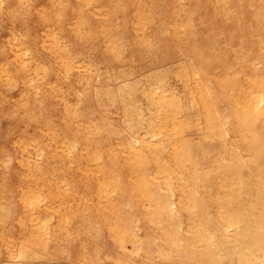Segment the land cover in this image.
<instances>
[{"label": "bare ground", "instance_id": "obj_1", "mask_svg": "<svg viewBox=\"0 0 264 264\" xmlns=\"http://www.w3.org/2000/svg\"><path fill=\"white\" fill-rule=\"evenodd\" d=\"M2 2L0 264H264V0ZM164 50L182 95L121 90L145 129L106 141L75 107L90 55L112 81Z\"/></svg>", "mask_w": 264, "mask_h": 264}, {"label": "rangeland", "instance_id": "obj_2", "mask_svg": "<svg viewBox=\"0 0 264 264\" xmlns=\"http://www.w3.org/2000/svg\"><path fill=\"white\" fill-rule=\"evenodd\" d=\"M4 9H5V3L2 2L0 4V11L4 12L5 11ZM5 32H6L5 24L3 20L0 19V42L3 39ZM200 38L203 39L204 42H207V37L203 34V31L200 32ZM123 39H125L126 41L128 38L124 35ZM1 47L7 50L4 44H1L0 48ZM163 53H164L163 57L157 59L150 66L146 65L145 60L141 61V63L139 64L135 63L132 60H129L128 74L121 75L120 77L113 79L112 81H110L109 78L115 77L117 75V69L111 66L107 58H96L94 53L90 55L91 59L94 61L93 62L94 72L92 75L93 87L89 91L81 93L76 97L75 107L78 113L81 114V116L83 115L82 117L84 119H92L94 117L104 118L105 123L103 122V125L106 127V131L103 133V136L106 141L113 142L115 140H121L130 135L134 136V134L135 136L138 135L137 137H139L142 135L145 129V124H144L145 122L139 123L134 114L131 116H127L124 113L126 99L121 94L120 92L121 90H125L126 88H129L131 90L132 89L137 90L138 94L136 96L135 104L137 108L141 109L143 108L144 105L143 92L147 91L151 87H154L153 85L158 86L161 76L163 75V73L167 72L168 75L166 76V80L164 79L163 81L164 86L169 90H171L172 93L174 94L176 93L175 95H179V96L182 95L180 94L181 92L183 93L182 82L179 77H174L173 75L170 74V69L173 68L180 61L187 59V55H178L173 51L167 52V50H164ZM107 85H109L110 90L107 89L108 88ZM111 86L112 88H110ZM95 89L98 90V93L94 92ZM112 90L114 92H112ZM220 107L221 110H225V105H220ZM150 112L153 113L154 111L150 110ZM10 128H12V125L9 119H6L3 116L0 117V136H3V132L6 129H10ZM185 136L186 138L190 139L193 142L199 141L197 134L194 130H187L185 132ZM226 143L228 146L234 147V142L232 140L231 135H228L226 137ZM199 145L202 146L201 148H203L206 151L215 150L218 147V142L215 139L214 140L202 139ZM193 152L194 154L197 153L196 147H193ZM149 249L152 252L151 245H149ZM111 251H112L111 246L107 245L105 248V252L107 254H110ZM46 262L47 259L43 258L36 261L35 264H44ZM106 262L107 261H105V263ZM55 264H70V263L67 258H64V259H58Z\"/></svg>", "mask_w": 264, "mask_h": 264}]
</instances>
